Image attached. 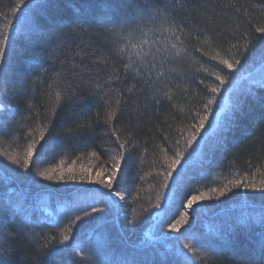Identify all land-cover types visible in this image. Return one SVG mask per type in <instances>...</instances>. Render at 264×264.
Instances as JSON below:
<instances>
[{"label": "trees", "instance_id": "16d2710c", "mask_svg": "<svg viewBox=\"0 0 264 264\" xmlns=\"http://www.w3.org/2000/svg\"><path fill=\"white\" fill-rule=\"evenodd\" d=\"M165 2L171 27L139 18L138 5ZM31 21L45 33L38 44ZM261 27L264 0H0V264H264ZM141 47L167 50L164 65L136 63ZM197 113L207 118L191 140ZM113 127L126 150L114 182L123 200L67 180L69 169H107ZM41 132L31 165L15 164ZM56 167L63 182L37 175ZM241 179L257 189L212 191ZM92 204L104 211L78 220ZM177 211L188 213L178 232L168 227Z\"/></svg>", "mask_w": 264, "mask_h": 264}, {"label": "snow or ice", "instance_id": "6c2138e0", "mask_svg": "<svg viewBox=\"0 0 264 264\" xmlns=\"http://www.w3.org/2000/svg\"><path fill=\"white\" fill-rule=\"evenodd\" d=\"M170 8V5L165 2L163 6L161 7L159 4L156 6H153L151 4H140L138 5L136 11L140 13L139 18L144 19V20H150L153 24H155L157 21H159L161 24H168L170 27L173 23V21L169 18L168 15V9ZM28 30L31 33V37L33 38L34 43L38 44L40 38H42L45 33L40 25L39 22L36 21H31L29 22L28 25ZM182 33V29H178ZM258 31L262 34L259 39L264 42V27H261L258 29ZM175 36V33L173 34ZM8 40V37H5V42ZM183 43V41H181ZM173 48L176 47V45H172ZM122 51L126 50H116V54L119 55L121 54ZM249 49H245V52H248ZM4 55V49L0 47V57H3ZM139 56V60L135 61L136 63H143V62H148L149 67L152 66V61H147L148 56H152L153 61L156 63H159L161 66L164 65L166 62V58L168 57V51L165 49L158 50L156 52H151L149 51L148 53H145L143 51V48L141 47L139 49V52L137 54ZM204 55H208V53H204ZM258 55L261 61H264V43H262L261 48L253 53V56ZM159 56L161 57L160 60H156V57ZM219 58V54L211 56L212 60H217ZM135 59V58H134ZM219 62L223 64L226 68L228 69H233L234 70V63L230 62L227 59H219ZM240 61H235V64H239ZM214 75V74H213ZM160 76H163V73H160ZM217 80H219L222 84L226 83V81L220 77H216ZM157 84V87H159V82H154ZM261 87H264V84L261 85ZM2 92V90H0ZM211 93L215 95L220 94V88L219 87H212L211 88ZM74 95L73 92H69L67 94V98L70 100L72 96ZM216 100L213 98L206 104L205 110L206 113L210 112V105L215 104ZM239 105H237V108ZM116 116V113L113 112L108 118V122H111L112 119ZM197 116L199 117V113H197ZM207 116L199 117V124L198 125H193V127L196 129V133L193 134L191 137V140L196 139V135L204 128V122ZM234 123V119H230L227 124H224L223 122L218 121V126H223V127H228L230 128ZM54 133V129H52ZM111 133L113 136H115V142L117 147L114 149L115 155H110L109 159L111 160L110 165L105 169L104 166H101L100 170L96 172L95 178L93 177V174L90 170H84L82 171L79 176H77L74 172H72L71 169L67 170V180L70 182H88V183H95L99 185H103L105 189H107L106 195L117 198L119 200H123L124 196L121 194V191L115 189V183L117 182L121 176H122V166L126 160V150H125V144L120 142V135L117 133V130L115 127L110 129ZM40 141H45V136L44 133L41 132V135L39 137V140L33 141L25 153L23 161L20 159H15L14 163L17 165H22V166H30L32 163V158L34 154L36 153V145ZM47 142V141H45ZM190 143V141H189ZM95 155V153H94ZM183 155V153H178L177 156L173 159L172 163L169 164V172L168 175L171 176L172 171L174 170L176 165L180 163V158ZM37 175L44 177L46 180L49 181H55V182H63L65 180V170L63 168H50V169H45L43 171H40L37 173ZM228 185L230 187L226 186L224 189H213L212 191L219 192V195L223 196L225 195L226 192H231L233 189H257V185L251 182H245L244 180H229ZM261 193H264V181L260 182V186L258 189ZM187 198V197H186ZM205 198V194L203 192H199L197 195H190V198L187 199V207L191 209L193 205L198 201V200H203ZM109 208L111 207V201L108 202ZM181 207H183V203L181 204ZM90 208V210H89ZM80 211H83V217H77V219H85L88 217H94V214L99 213L104 211L103 209L97 208L94 204L89 205L87 208H82L79 209ZM179 215V219H176V216ZM188 221V213L185 212L183 214H180L178 211L172 213V219L169 221L168 227L171 230L174 231H180V228L186 224ZM253 221L251 218L248 220H241L238 221L239 225L242 227L248 226L250 223ZM259 222L261 225H264V209H262L260 217H259ZM64 241H69V237L65 235L63 237ZM261 249L264 250V233L261 235ZM71 247V245H69ZM183 247L191 249V245H184ZM60 251H64V249H61Z\"/></svg>", "mask_w": 264, "mask_h": 264}]
</instances>
